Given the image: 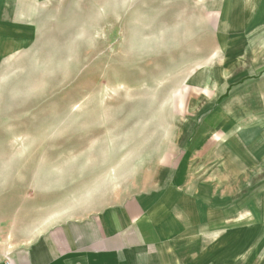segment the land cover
Masks as SVG:
<instances>
[{
    "label": "rangeland",
    "instance_id": "1",
    "mask_svg": "<svg viewBox=\"0 0 264 264\" xmlns=\"http://www.w3.org/2000/svg\"><path fill=\"white\" fill-rule=\"evenodd\" d=\"M186 2L47 0L15 16L0 41L2 247L20 218L23 231L154 187L221 101L206 88L239 64L222 61V16Z\"/></svg>",
    "mask_w": 264,
    "mask_h": 264
},
{
    "label": "crops",
    "instance_id": "2",
    "mask_svg": "<svg viewBox=\"0 0 264 264\" xmlns=\"http://www.w3.org/2000/svg\"><path fill=\"white\" fill-rule=\"evenodd\" d=\"M45 1L0 0V41ZM187 1L207 21L222 16V61L239 64L215 71L228 80L221 92L206 88L221 101L184 129L154 187L110 195L79 218L29 220L23 231L15 220L0 264H264V0ZM6 220L0 207V228Z\"/></svg>",
    "mask_w": 264,
    "mask_h": 264
},
{
    "label": "built area",
    "instance_id": "3",
    "mask_svg": "<svg viewBox=\"0 0 264 264\" xmlns=\"http://www.w3.org/2000/svg\"><path fill=\"white\" fill-rule=\"evenodd\" d=\"M7 264H9V263H7Z\"/></svg>",
    "mask_w": 264,
    "mask_h": 264
}]
</instances>
